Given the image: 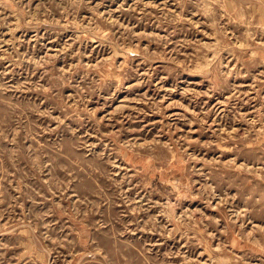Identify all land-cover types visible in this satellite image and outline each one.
I'll list each match as a JSON object with an SVG mask.
<instances>
[{
  "label": "rangeland",
  "instance_id": "1",
  "mask_svg": "<svg viewBox=\"0 0 264 264\" xmlns=\"http://www.w3.org/2000/svg\"><path fill=\"white\" fill-rule=\"evenodd\" d=\"M0 264H264V0H0Z\"/></svg>",
  "mask_w": 264,
  "mask_h": 264
}]
</instances>
